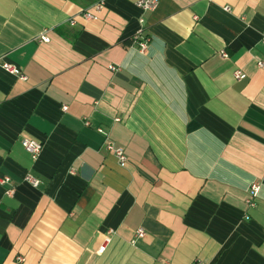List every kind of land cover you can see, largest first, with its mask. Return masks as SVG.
<instances>
[{
  "label": "crops",
  "instance_id": "obj_1",
  "mask_svg": "<svg viewBox=\"0 0 264 264\" xmlns=\"http://www.w3.org/2000/svg\"><path fill=\"white\" fill-rule=\"evenodd\" d=\"M137 1L0 0V264H264V0Z\"/></svg>",
  "mask_w": 264,
  "mask_h": 264
},
{
  "label": "built area",
  "instance_id": "obj_2",
  "mask_svg": "<svg viewBox=\"0 0 264 264\" xmlns=\"http://www.w3.org/2000/svg\"><path fill=\"white\" fill-rule=\"evenodd\" d=\"M136 6H137V8H139L143 12H153L158 6V0H138L136 2ZM100 9H101V7L99 5H97L95 7V11H99ZM225 10L228 11V8H225ZM82 16L86 20H91L93 18V14L91 13V11L83 12ZM137 38H138V36L135 37V39H137ZM41 41L47 43L49 41V39L47 37L43 36V37H41ZM262 42H264V35H262ZM139 46H140V51L143 52L147 48V42L146 41L140 42ZM257 65L260 68H264V63H262V62H259ZM1 67L3 68V70L8 72L9 74L14 75V76H18L21 79H25L24 77L21 76L19 69H17L16 67H14L10 64H7V63L1 64ZM233 75H234V78L236 80H241L245 77V75L240 71H235ZM98 132L101 133L102 131L98 130ZM21 144H22L24 150L31 156V158L33 160H36L42 151V145L36 141L29 140V139H23L21 141ZM104 146H105L106 150L111 152L116 157L118 163L121 166L125 163L126 157H125V154H124L122 149L115 148L113 146V144L108 140L105 141ZM9 181H10V179L7 177L0 178V186L9 183ZM24 181L29 183L33 187H37L39 184V182L36 179H34L33 177H31L30 175H27L24 178ZM258 191H259V186L256 183L251 184V186H250L251 197H253V198L257 197ZM5 193L7 195L12 194L11 191H9V190L6 191ZM249 205L252 206L253 204L251 202H249ZM143 237H144V231L141 228L137 229L135 232V238L140 239ZM104 249H105V247L101 246L99 249V253H102L104 251ZM19 261H22V260L20 259ZM194 264H201V263L195 262Z\"/></svg>",
  "mask_w": 264,
  "mask_h": 264
}]
</instances>
